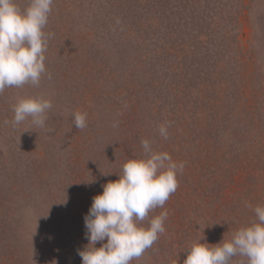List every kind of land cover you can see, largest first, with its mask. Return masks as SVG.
Masks as SVG:
<instances>
[{"label":"rangeland","instance_id":"1","mask_svg":"<svg viewBox=\"0 0 264 264\" xmlns=\"http://www.w3.org/2000/svg\"><path fill=\"white\" fill-rule=\"evenodd\" d=\"M15 3L23 11L30 0ZM44 32L39 85L0 94V264H82L93 198L145 156L144 139L185 167L149 214L168 212L165 232L130 264H184L193 242L217 244L256 220L264 0H53ZM23 96L51 100L43 127L13 125Z\"/></svg>","mask_w":264,"mask_h":264},{"label":"clouds","instance_id":"2","mask_svg":"<svg viewBox=\"0 0 264 264\" xmlns=\"http://www.w3.org/2000/svg\"><path fill=\"white\" fill-rule=\"evenodd\" d=\"M53 0H30L26 10L15 0H0V94L5 88L38 86L46 72L45 53L48 39L44 28L52 11ZM120 21L117 20V24ZM50 78V75H49ZM50 99L23 96L13 106V125L28 117L43 127ZM74 126H87V113L73 114ZM169 124H161L159 134L168 138ZM145 156L128 159L119 178L104 184L103 192L93 198L85 215V237L89 243L79 250L82 264H130L139 260L165 232L168 212L149 220V214L162 208L179 186L184 162L177 163L166 151H155L148 139L142 140ZM109 174V173H105ZM256 220L240 227L230 239L217 244L192 243L184 264H232L234 257L246 258L247 264H264V206L254 209ZM148 220V226L142 222ZM98 242L101 246L97 247ZM240 264H244L241 261Z\"/></svg>","mask_w":264,"mask_h":264}]
</instances>
